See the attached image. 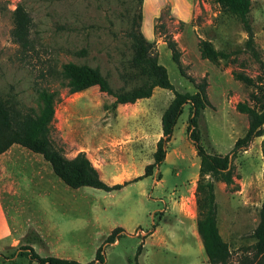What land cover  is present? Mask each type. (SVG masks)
Returning a JSON list of instances; mask_svg holds the SVG:
<instances>
[{
    "label": "rangeland",
    "instance_id": "rangeland-1",
    "mask_svg": "<svg viewBox=\"0 0 264 264\" xmlns=\"http://www.w3.org/2000/svg\"><path fill=\"white\" fill-rule=\"evenodd\" d=\"M162 1L146 0L142 10L141 32L152 42L158 62L166 67L169 80L176 89L193 92L194 81L188 76L197 82L205 77L209 104L198 117L200 143L207 151L228 153L248 127V116L237 108V103L248 100L249 93L254 89L237 79L234 72H244L264 82V0H251L245 20L226 12L215 0H203L205 3H201L189 23L174 21L168 15V8H165L162 19L155 21ZM18 3L26 8L32 18L31 46L24 55L10 34L11 13ZM138 8L139 0H0V94H14L25 105L38 109L42 102L38 89L47 87L56 92V97L59 96L55 104L58 107L59 103L71 96L59 76L62 64L69 61L98 66L114 89L137 86L143 79L130 75L127 65L132 48L127 32L131 16ZM200 39L211 41L215 48L227 55L215 60L202 57ZM168 41L174 42L180 66L186 75L181 73L179 64L173 60ZM77 94L85 97L88 91ZM183 115L178 120L177 129ZM136 117L133 112L125 119L134 121ZM95 118L92 112L85 110L73 118H61L66 124L62 133L56 125L58 118L54 116L51 138L67 155L75 146L71 136H75L76 131L95 127L100 121ZM230 158L232 181L214 180L215 214L219 234L231 251L232 264H236L242 256L253 257L252 232L259 220V209L264 198V134L255 136ZM194 163V155L188 152L182 199L189 224L194 217H199L196 192L195 203L192 195L191 171ZM155 173L153 171L149 175L154 178ZM59 180L64 182L61 178ZM11 186H16V183ZM83 188V193L101 189L92 186ZM14 202L17 203L14 210L18 214L13 230L16 241L0 252V264H38L22 253L28 250L25 246H31L40 256L55 255L89 263L107 235L98 231L91 217V208L85 202L75 212L83 211L80 217L82 220L85 214V219L77 223L70 220L72 217L59 213L55 220L53 215H48V208L41 200L27 198L23 192L16 193ZM167 204L165 198V203L161 202L160 206L166 209ZM163 214L164 210L161 209L152 211L150 224L152 216L160 218L159 222ZM162 225L166 224L163 222ZM31 227L38 231L39 239H35L34 235L26 237ZM148 227H138L133 233L123 234L115 242L105 245L103 264H135L136 261L138 264H157L156 249L161 246H156L155 240L149 237L151 233L142 239L143 249L135 261L140 236ZM190 232L193 238L186 237L185 242L191 244L196 256L187 259L193 260L194 264H207L198 233L192 227ZM167 234L170 239L167 245L172 249L169 255L175 250L180 252L181 243L177 240L179 228L171 229ZM162 264L179 263L162 259Z\"/></svg>",
    "mask_w": 264,
    "mask_h": 264
},
{
    "label": "crops",
    "instance_id": "crops-1",
    "mask_svg": "<svg viewBox=\"0 0 264 264\" xmlns=\"http://www.w3.org/2000/svg\"><path fill=\"white\" fill-rule=\"evenodd\" d=\"M201 3L205 2L203 0H163L159 4L160 9L156 13L155 21L162 19L165 8H168V15L174 21L189 23L200 9ZM145 4L146 0H143L142 10ZM87 91L88 94L85 97L77 94ZM173 97L174 92L170 88L155 85L150 96L119 102L112 94L100 90L98 85L94 84L72 92L67 100L55 107L54 116L58 118L56 125L61 128L62 133L66 126L62 119L68 116L73 118L83 110L92 112L96 116L95 120H100L95 127L87 131L79 129L75 136H71L75 146L67 155L73 157L80 150L85 151L106 183L127 181L118 189L109 191L96 189L83 193V186L74 188L61 182L50 162L41 153L32 151L19 143H12L1 152L0 252H4L16 241L13 230L18 214L14 210L17 205L14 202V196L16 193L23 192L27 198L41 200L48 208V215H53L55 220L59 213L72 217L70 220L76 223L84 221L85 214L82 220L80 217L83 211L75 212L82 208L81 204L87 203L91 208L93 214L91 217L94 218L96 228L102 235L108 234L117 226L130 233L138 227H148L151 212L164 210L163 218L149 235L155 240L156 246H161L160 249L154 248L157 252V264H162V259L169 263L173 261L179 264H194L195 262L191 259L196 255L191 244L185 240L186 237L193 238L190 232L191 227L199 235L197 219L194 217L192 225L188 223L182 199L184 194L182 184L188 167V152L194 155L195 161L191 171L193 203H195L194 191L196 192L200 167V155L188 136L189 104L186 103L181 110L171 137L167 141L159 178L154 180L152 175H143L146 164L154 161L156 143L163 135L162 115ZM133 112L137 115L134 121L125 119ZM182 113L184 115L177 129ZM14 182L16 186H11ZM165 198L168 200L166 209L160 206L161 202L165 203ZM163 222L167 226L162 225ZM176 226L180 231L177 240L181 246L180 252L175 250L172 256L169 255V250L172 249L167 245L169 239L167 231L177 230ZM35 228L38 229V226L35 225ZM199 238L202 243L200 235ZM205 255L207 264H210L206 252Z\"/></svg>",
    "mask_w": 264,
    "mask_h": 264
},
{
    "label": "trees",
    "instance_id": "trees-1",
    "mask_svg": "<svg viewBox=\"0 0 264 264\" xmlns=\"http://www.w3.org/2000/svg\"><path fill=\"white\" fill-rule=\"evenodd\" d=\"M142 1L139 0V8L131 16L130 28L127 32L131 38L132 48L127 66L130 69V75L138 76L143 81L129 89L124 86L114 89L98 66L69 61L63 63L59 70L61 83L68 87L69 93L97 84L100 90L112 94L115 100L119 102L150 96L155 85L173 90L174 97L162 115L163 135L156 143L154 161L146 164L143 174L149 175L155 171L154 180L159 178V167L164 160L166 144L171 137L174 124L184 105L189 104L188 136L200 155L199 178L196 186L199 211L197 229L209 263L232 264L231 251L227 243L221 238L216 224L214 180L231 182L233 170L230 155L234 154L238 148L247 146L255 136L264 134V82L244 72H234L237 79L254 87L249 93L248 100L237 103V108L248 116V127L245 134L235 140L230 152L221 154L207 151L200 143L198 131V117L209 104L206 92L207 81L203 77L197 82L193 77L188 76L194 81L195 91L193 92L181 91L173 86L169 80L166 67L158 62V54L152 50V42L141 32ZM215 1L221 5L223 10L240 17L242 20L246 19L251 7V0ZM11 21V39L22 48L24 55L25 50L31 46V15L22 4L18 3L12 10ZM168 45L172 50L173 60L179 64L181 73L186 75L180 66L179 54L174 42L168 41ZM199 51L202 57L211 60L227 55L223 50L215 48L211 41L205 39L199 40ZM38 93L42 100L38 109L34 106L25 105L14 94H0V153L12 143H19L32 151L39 152L50 162L58 177L74 188L92 186L109 191L126 184L127 181L114 184L106 183L100 177L98 170L85 151L80 150L73 157H68L63 148L54 143L50 132L54 120L55 104L58 102L59 96L56 97V92L50 91L47 87L39 88ZM206 176L207 178H205ZM159 213L161 214V211ZM159 219L152 216L150 226L140 236L135 261L143 249L142 239L154 231ZM129 233L120 226L114 227L96 248L94 258L89 263L55 255L40 256L31 246H25L28 250L22 253L28 255L30 260H36L38 264H103L105 262L104 246L115 242L123 234ZM32 235L35 239L40 238L38 231L31 227L26 237L31 238ZM252 237L254 238L252 244L253 257L250 259L242 256L237 259L236 264H251L252 262L264 264V198L259 209V220L253 229ZM135 264L138 262L136 261Z\"/></svg>",
    "mask_w": 264,
    "mask_h": 264
}]
</instances>
